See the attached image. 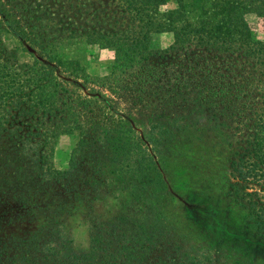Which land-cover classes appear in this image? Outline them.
Listing matches in <instances>:
<instances>
[{
    "label": "trees",
    "instance_id": "16d2710c",
    "mask_svg": "<svg viewBox=\"0 0 264 264\" xmlns=\"http://www.w3.org/2000/svg\"><path fill=\"white\" fill-rule=\"evenodd\" d=\"M107 1L113 24L82 35L113 50L101 78L61 56L40 25L0 6V200L39 223L1 243L0 256L11 250L10 264H210L196 251L141 261L168 228L146 198L130 212L90 215L85 252L66 224L80 202L121 191L138 200L148 184L157 196L165 187L156 150L166 142L173 155L191 143L190 152L206 148L209 133L228 148L229 186L246 226L264 237V0H173L172 9L167 0ZM162 33L171 42L154 47ZM4 34L15 39L11 48ZM61 134L76 136L64 170L51 161Z\"/></svg>",
    "mask_w": 264,
    "mask_h": 264
},
{
    "label": "rangeland",
    "instance_id": "374dc122",
    "mask_svg": "<svg viewBox=\"0 0 264 264\" xmlns=\"http://www.w3.org/2000/svg\"><path fill=\"white\" fill-rule=\"evenodd\" d=\"M0 6L6 11H14L22 21L40 25L42 30H46L48 41L52 40L56 45L58 53L65 58L77 59L91 76L101 78L108 74L113 62V50L87 40L82 35L84 29H106L113 24L107 12L112 11L115 5L109 1L0 0ZM164 7L172 9L175 2L167 0ZM257 36L264 38L262 33ZM2 40L8 48L16 43L10 34H4ZM170 42L169 33L152 36L154 47L167 46ZM17 53L19 61H31L27 53ZM145 119L146 116L141 118V122ZM207 139L206 148L195 146L190 152L193 146L191 143V146L187 145V148L190 146L188 149L191 148L189 152L179 151L180 155H173L172 151L178 150L171 146L172 142H166L160 150H156L153 155L154 164L165 187L163 192L162 189L157 190V196L151 195L147 183L138 200H133L126 191H121L100 198L90 205L77 203L72 215L66 220L74 247L80 252L88 250L86 220L90 215L105 219L124 209L130 212L133 211L132 204L141 207L140 201L144 202L146 198L152 209L161 212L162 222L167 220L168 228L164 230L161 227L157 248L155 251L153 247L152 251L144 252L146 259L144 257L141 261H168L167 255L170 254L177 255L173 258L179 260L181 254L190 255L196 251L194 255L200 254L198 261H210V264H264V237L246 226L241 210L233 200L229 186L231 178L226 143L217 135L212 137L211 133ZM75 143L76 136L73 134H61L58 137L51 157L55 169L64 170L68 167ZM180 204L183 207H177ZM17 209L13 201L0 200V244L27 236L38 228V221L22 219ZM148 249L150 246H146L145 250ZM7 253L4 256L2 251V264H10L12 261L9 258L11 250Z\"/></svg>",
    "mask_w": 264,
    "mask_h": 264
}]
</instances>
